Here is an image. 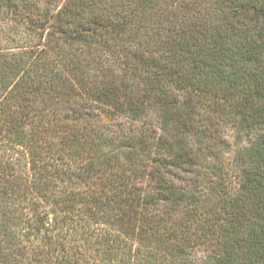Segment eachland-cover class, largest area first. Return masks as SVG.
Wrapping results in <instances>:
<instances>
[{
    "label": "trees",
    "instance_id": "obj_1",
    "mask_svg": "<svg viewBox=\"0 0 264 264\" xmlns=\"http://www.w3.org/2000/svg\"><path fill=\"white\" fill-rule=\"evenodd\" d=\"M0 264H264V0H0Z\"/></svg>",
    "mask_w": 264,
    "mask_h": 264
},
{
    "label": "rangeland",
    "instance_id": "obj_2",
    "mask_svg": "<svg viewBox=\"0 0 264 264\" xmlns=\"http://www.w3.org/2000/svg\"><path fill=\"white\" fill-rule=\"evenodd\" d=\"M95 118L97 121H100L99 123H101V128L103 130H108L112 134H126L128 136L134 135L139 133L145 127V125H142V123L134 122L122 116L111 117L106 115V113H102L101 117L99 116V120L97 119L96 115ZM223 138L225 139L224 145L222 147L223 153L220 155L217 165L223 169V174L225 176L224 179L228 185L233 176V157L235 155V151L240 146V144H244L245 141H243V143L238 141V139L235 137V133H233L231 130H226L223 134Z\"/></svg>",
    "mask_w": 264,
    "mask_h": 264
}]
</instances>
